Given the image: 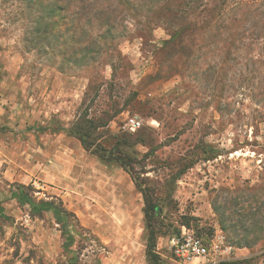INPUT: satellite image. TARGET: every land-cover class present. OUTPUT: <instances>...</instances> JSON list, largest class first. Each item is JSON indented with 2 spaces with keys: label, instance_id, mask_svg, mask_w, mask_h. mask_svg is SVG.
I'll return each instance as SVG.
<instances>
[{
  "label": "rangeland",
  "instance_id": "obj_1",
  "mask_svg": "<svg viewBox=\"0 0 264 264\" xmlns=\"http://www.w3.org/2000/svg\"><path fill=\"white\" fill-rule=\"evenodd\" d=\"M221 1L69 0L74 20L36 39L37 7L0 0V264H149L151 232L159 264H203L168 251L181 227L214 264H264V6ZM236 3V24L212 19ZM85 113L106 146L126 114L141 121L134 174L67 134ZM17 190L72 215L69 252L50 208Z\"/></svg>",
  "mask_w": 264,
  "mask_h": 264
},
{
  "label": "trees",
  "instance_id": "obj_2",
  "mask_svg": "<svg viewBox=\"0 0 264 264\" xmlns=\"http://www.w3.org/2000/svg\"><path fill=\"white\" fill-rule=\"evenodd\" d=\"M28 2L31 3L34 8L37 7V12L36 14L34 13L33 17L36 19L35 24H37V28L35 31V36L36 39H46V37H49L50 35H55V31L59 28L63 27V23L65 21L71 22L73 18H70L69 15H67V11L69 8L64 7V3L66 5V2L68 3L69 0H27ZM224 1L227 0H222L221 2L223 3ZM63 4V6H62ZM261 5L264 6V0H260ZM217 7H212L210 8V13L212 15V19L216 18L220 19V22H227L225 18L229 19L231 24H236L238 22L237 15L235 12L239 8L243 7V4H233L231 7V12H225L224 8L220 6ZM246 6V5H245ZM234 8V9H233ZM32 9V8H31ZM206 8H204L205 10ZM232 17V18H231ZM70 19V20H69ZM74 20V19H73ZM42 26V27H41ZM41 31V32H40ZM183 32L181 33L177 30L171 35V41L174 39L180 40V36L182 37ZM243 41H238V43H241ZM252 44L246 43V44H241V48L239 47H234V46H229L226 50L231 51L233 50L234 52L239 51V49L244 48L246 52L247 50H251ZM112 116H108L106 119L110 120ZM106 121V120H105ZM104 124V125H103ZM106 122L103 121V118L99 119H91L88 118L87 114H82L76 122L71 126L69 130H66L67 134L71 137L76 138L83 149L95 156H97L101 161L106 162V163H111V162H116L125 172L128 174L132 175L134 174V169L132 168V156L129 152H127V149H129L131 146L128 145V135H133L136 139L134 141L135 145H145V140L142 137H139L138 132L134 134H123V136L115 137V141L110 144L109 146H106L104 143L99 144L98 142L96 143L95 139L91 140V137L96 133L99 127L105 126ZM139 137V138H138ZM96 143V144H95ZM133 145V144H132ZM126 149V150H125ZM133 181L135 183V187L137 190L141 193L145 208L143 209V214L144 217L147 218L149 221L154 217L157 213V207L150 202L147 196V192L145 188L141 186L137 182V179L133 177ZM14 196H21L22 200L25 202L28 201V198L26 197V194H24L22 191L17 190V193L14 194ZM32 211L39 212L41 211V207L48 206L53 213V216L57 222V224L60 225L61 227V234L65 240L63 243V247L66 252H69V249L71 245L73 244V238L69 235L67 229V223L69 222V217L72 216L70 213H68L64 209H60L56 206L50 205L49 203H39L35 204L34 202H29ZM48 208V209H49ZM220 225L222 229L224 230V222H220ZM253 229V228H252ZM254 232V231H253ZM257 232H254L256 234ZM255 238L252 240L246 241L243 246H248L250 243H254L257 239L259 240L261 237L258 235H254ZM147 251H146V256L149 264H159V258L154 252L155 248V238L154 234L151 232V234L147 238ZM76 264V263H72Z\"/></svg>",
  "mask_w": 264,
  "mask_h": 264
},
{
  "label": "built area",
  "instance_id": "obj_3",
  "mask_svg": "<svg viewBox=\"0 0 264 264\" xmlns=\"http://www.w3.org/2000/svg\"><path fill=\"white\" fill-rule=\"evenodd\" d=\"M141 127L142 123L136 116L126 114L118 130L121 133L134 134ZM168 251L181 262L188 263L192 260L201 259L205 261L203 264H214L211 259L212 253L213 255L219 253L217 248H211L185 227H181L180 233L168 240Z\"/></svg>",
  "mask_w": 264,
  "mask_h": 264
}]
</instances>
